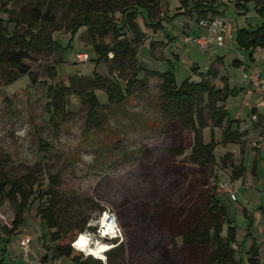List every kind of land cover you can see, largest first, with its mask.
<instances>
[{"label": "rangeland", "instance_id": "374dc122", "mask_svg": "<svg viewBox=\"0 0 264 264\" xmlns=\"http://www.w3.org/2000/svg\"><path fill=\"white\" fill-rule=\"evenodd\" d=\"M92 1L100 7L104 2L64 0L56 14L58 29L51 33L61 50L29 52L26 65L30 75L7 84L4 78L14 69L4 67L0 71V172L22 185L25 192L31 186L35 191V197L29 199L30 208L25 211L23 225L9 237L8 248L1 242L5 237L4 232L1 233L0 254L6 250L3 264H23L17 257L23 256L20 242L24 235L33 240L31 264H74L65 258L52 261L50 231L36 214L39 199L44 200L48 190L54 192L53 212L60 226L72 218L79 226L86 220L85 229L76 238L86 235L92 244L100 242L105 252L100 256L81 254L99 259L102 264H205L207 251L184 246L182 234L201 216L207 195L215 194L228 208L230 221L237 228L236 242L232 245L235 256L246 264L250 242L244 240L248 221L241 211L246 208L249 215L257 219V212L261 213L263 207L256 199L258 191L244 183L242 187L253 190L252 195L247 196L250 202H245L246 190L237 193L238 202L230 200L222 184H228L235 196L239 186L232 180L231 169L221 165V159L230 153L226 162L233 163V168L244 166V163L248 167L251 150L264 142V94L252 92L249 83L241 81L244 72L264 74V48L255 47L250 59V50L236 40L241 30L250 32L263 22L264 16L256 9L264 4V0L244 2V13H237L236 0H219L218 11L231 21L234 39L228 45H214L206 52L185 41L186 37L192 39L201 32L195 22L196 12L193 9L187 12L181 7L182 0H157L158 7L149 18L142 9L136 23L143 39L136 47L134 66L123 72L124 78L129 79L136 68L142 66L136 76L141 81L132 89L131 95L117 105L108 103L103 90H96L101 105L96 127L86 125L87 108L80 105L78 95L70 94L65 108L70 114L54 128L47 109V87L60 82L69 86L72 80L77 89H84L82 78L92 77L94 72L113 78L106 63L97 60L86 28L68 31L70 22L75 19L77 5ZM135 1L115 0L110 17L118 22L124 20L119 8ZM43 2L45 0H16L12 5L9 0H0V7L13 11L12 14L0 13L3 25L13 18L22 22L34 7L44 6ZM150 22L156 25L152 27ZM8 30L21 35L25 31L22 23L15 27L12 22L8 23ZM124 32L133 38L129 31ZM20 46V42L15 43V48ZM2 49L0 40V52ZM81 53H86L89 60L79 61L77 54ZM111 57L110 54L108 58ZM239 59L242 64L234 65L233 61ZM210 68L216 71L217 87L224 77L226 87L234 91L225 102L228 117L237 118L241 107L249 101L259 109L262 126L261 130L260 126L256 127L258 116L253 113L254 109H245L239 116L242 121H233V126L248 127L245 155L240 153L243 146L240 143L218 145L214 149L215 163L207 171H201L190 165L185 157L189 153L190 133L163 120L159 109L161 81L147 73L170 71L179 85L186 79L201 81L202 74ZM119 81L124 85V81ZM209 82L214 80L210 78ZM253 115L257 116L255 120L251 118ZM254 130H259L257 138ZM214 133L221 140V130L215 129ZM202 135L204 143H208L210 128L204 129ZM39 138L50 145V151H40ZM179 148L184 150V156L171 154ZM259 176L264 178L262 170ZM50 177L57 179L55 185L50 182ZM18 204L12 195L7 196L0 203V212L12 218L18 211ZM104 214L114 220L116 238L100 236L99 220ZM259 225L260 220L252 226L258 241L261 240L257 231ZM226 228L223 227L222 236L226 235ZM45 257L48 261L44 263Z\"/></svg>", "mask_w": 264, "mask_h": 264}, {"label": "trees", "instance_id": "16d2710c", "mask_svg": "<svg viewBox=\"0 0 264 264\" xmlns=\"http://www.w3.org/2000/svg\"><path fill=\"white\" fill-rule=\"evenodd\" d=\"M15 1L9 0L12 5ZM246 1L249 0L235 1L237 13L245 12L244 2ZM251 1L256 3V0ZM114 2L115 0H104L101 6L102 9L96 1L82 6L77 5L75 19L70 22L68 31H75L80 27L86 28L89 43L97 54V60L106 63L109 73L113 74V78L94 72L92 77L82 78L85 83L84 89H77L72 80H70L69 86L60 82L47 87V99L49 100L47 109L50 113V122L54 128H56L58 121L65 119L70 114L69 111L65 110L68 106L70 94L78 95L80 105L87 108L86 125L97 127L101 105L98 103L95 91L98 89L103 90L107 95L108 103L118 105L127 100L132 89L141 81L137 80L136 76L142 66L136 68L135 74L129 79L124 78L123 72L134 66L137 58L136 47L140 45L143 39L136 23V17L142 9H145L149 18L152 11L158 7L157 0H136L131 5L123 4L118 11L121 10V16L124 20L120 19L119 22L110 17ZM218 2L219 0H196L195 2L193 0H182L181 7H184L187 12L193 9L197 16L195 22L198 23L201 19L221 16L220 11H218ZM43 3L44 6L42 7H34L22 22L13 18V20L6 21L4 26V20L0 18V40L3 43V49L0 52V71L4 67L14 69L10 76L4 78L7 84L14 82L21 76L30 75L29 68L26 65V61L30 59L29 52L34 50L60 52L61 50L60 45L52 39L51 33L53 30L58 29L55 24L56 14L59 7L64 4V0H45ZM256 10L264 16V4ZM0 13L12 14L13 11L0 7ZM9 22L14 23L15 27L22 23L25 29L24 35L17 34L15 31L10 32L8 30ZM149 25L154 27L156 23L150 22ZM124 30L129 31L133 38L128 37ZM236 40L240 46L250 50L249 56L251 59V52L255 47L261 46L264 48V20L256 29L250 32L241 30ZM16 42H20L21 46L15 48ZM110 54L112 57L108 58ZM233 64L239 66L242 61L234 60ZM147 75H155L161 81L159 109L163 120L171 122L190 133L189 153L185 156L190 165L201 171H207L215 163L214 149L218 145L241 143L245 133L232 128L233 120L228 117L225 109V102L234 91H230L226 87L224 77L220 79V87H217L215 84L216 71L214 69L210 68L205 74H202L204 78L201 81L192 82L186 79L179 85L170 71L164 73L148 72ZM210 78L214 80L213 83L209 82ZM119 79L124 81V85L120 83ZM32 83H35V81L32 80ZM206 128H210L208 143H204L202 135V131ZM215 129L221 130V140H218L215 136ZM38 140L40 151H50L49 144H46L40 138ZM171 154L176 157L185 155L182 148L172 150ZM230 155V153H227L222 157L221 165L230 168L232 179L237 180L243 175L245 169L244 166L233 168V163L228 164L226 161H228ZM49 180L53 185L57 183L56 178L50 177ZM53 193L51 190L44 193L47 197L44 200L39 199L36 212L50 231V242L53 244L52 261L56 258H65L74 264H102L99 259L82 256L81 252L72 246L73 240L83 232L87 222L84 220L79 226L77 220L72 218L70 222L60 226L53 212ZM10 195L15 200L17 199L19 204L18 211L12 217L10 227L3 226L0 229V237L2 232L5 234L1 242L6 245L10 235L23 225L25 211L30 208L29 199L35 197V191L31 186L29 191L25 192L22 185L9 180L2 171L0 172V203ZM244 215L248 220L245 234V238L248 239L251 238L253 219L246 212H244ZM224 226H227L226 235L222 236ZM235 242L236 228L230 221L228 208L217 195H207L201 216L190 230L182 234L183 245L207 251L204 256L205 264H241V261L236 258L235 250L232 247ZM247 254L249 256L247 264H258V246L254 241ZM47 261L48 259L45 257L43 262Z\"/></svg>", "mask_w": 264, "mask_h": 264}, {"label": "built area", "instance_id": "2783aa9c", "mask_svg": "<svg viewBox=\"0 0 264 264\" xmlns=\"http://www.w3.org/2000/svg\"><path fill=\"white\" fill-rule=\"evenodd\" d=\"M198 28L201 30V33L194 38L186 37L185 41L187 43H193L195 46H197L201 51H208L212 46L214 45H228L230 44L233 39V27L232 23L229 19L223 17V16H217L211 19H201L197 23ZM77 59L81 62L88 61V55L86 53L77 54ZM241 81L248 82L250 89L252 92L256 93H263L264 94V74L261 72H244ZM257 117L256 115L252 116V119L255 120ZM222 189L224 192L228 193L230 199L232 201H235V195L234 191L230 188L228 184H222ZM232 187V186H231ZM11 220L6 213L0 212V229L5 227H10ZM114 224V220H111ZM116 228V225H114ZM117 229V228H116ZM118 231V230H117ZM104 233V227L100 226V232L102 238L111 237V239L116 238V231L114 236H110L103 234ZM32 238L29 235H25L21 242L22 247V254H23V260L29 264H31L33 261L30 259L34 257V253L31 251V245ZM73 247L75 248L74 244ZM76 249V248H75Z\"/></svg>", "mask_w": 264, "mask_h": 264}, {"label": "crops", "instance_id": "0c3cea01", "mask_svg": "<svg viewBox=\"0 0 264 264\" xmlns=\"http://www.w3.org/2000/svg\"><path fill=\"white\" fill-rule=\"evenodd\" d=\"M200 32H201V30H200ZM233 42V41H232ZM231 42V43H232ZM240 60V59H239ZM250 108V111H251V109H254V111H253V113L254 114H256L257 116H258V124H256V127L257 128H259V126L262 124V116H261V114H260V112H259V109L256 107V106H252L251 104H250V102L249 101H247L246 103H245V105H243L242 107H241V109L239 110V113L237 114V118H235V119H233V121L234 122H239V121H242L241 119H240V115L242 114V112L245 110V109H247V108ZM252 118V117H251ZM232 120V119H231ZM262 126V125H261ZM261 126H260V128H259V130H261ZM232 128L233 129H238L239 130V132H244L245 133V136L241 139L242 141H241V145H243V146H241V151H240V153L241 154H243L244 153V155H245V151H244V147L246 146V141H247V136H248V133H249V131H248V127H244V129H242L241 128V126L239 127H236V126H233L232 125ZM259 130H254L256 133L255 134H257L258 133V131ZM264 134V133H263ZM262 134V135H263ZM260 136V135H259ZM258 137V134H257V136H256V138ZM263 151H264V142H262L261 144H259L258 146H256L255 148H253L252 150H251V159H250V163H249V166L247 167V166H245V163H244V169H245V171H244V173H243V175L239 178V179H237V180H233L234 181V183H235V185H238L239 186V189L237 190V192H236V196H235V201H233V202H238V198H237V196H238V194L237 193H239V191L241 192V191H243V190H246V192L244 193V194H246V193H248V194H246V197H245V202H250L249 200H250V198L248 199L247 198V196L249 195V194H251V192H253V190H248L247 188H244V187H242L241 186V184L242 183H244V184H247V185H249V186H253L254 187V189H256L257 191H258V195H257V197H256V199H257V201H258V203L263 207V211H260L261 213H259V212H257L258 213V218L256 219L255 218V216L254 215H249L250 214V212H249V210H247L246 208H243L242 209V211H241V214L243 215V217L247 220V217H245V215H244V212H246L247 213V215L248 216H251L252 217V219H253V223H255V224H258V220H260V224L261 225H259L260 226V228H257V231H258V234H259V236L258 237H260V239L261 240H259L258 241V239L254 236V228L252 227V229H251V238H248V239H246L245 238V234H244V240L246 241V242H250V246L252 245V242L254 241L255 242V244L258 246V257H257V261H258V264H264V261H262V255H264V250H262V248L264 247V245H262V242H264V178H259L260 176H259V174H260V171L262 170V172H263V176H264V158H262V156L264 157V155H263ZM252 154H253V156H252ZM253 159V161L252 162H254L253 163V165L251 164L252 162H251V160ZM251 165V166H250ZM240 184V185H239ZM252 195V194H251ZM249 197V196H248ZM231 200V199H230ZM232 201V200H231ZM244 202V201H243ZM239 204H241V203H239ZM244 206H246V204H243ZM228 213H229V211H228ZM230 217V216H229ZM248 221V220H247ZM233 225V224H232ZM234 226V225H233ZM235 227V226H234ZM247 227H248V225H247ZM247 227H246V230H247ZM236 228V227H235ZM256 228V227H255ZM236 231H237V228H236ZM237 234V233H236ZM25 236V235H24ZM23 236V237H24ZM23 239V238H22ZM22 239H21V242H22ZM33 241V240H32ZM21 242H20V248H21V252H22V247H21ZM6 245V244H5ZM8 245V244H7ZM6 245V246H7ZM249 246V247H250ZM7 248H8V246H7ZM249 249V248H248ZM8 250V249H7ZM6 250L4 249V251H1V254H0V264H3L4 263V259H3V256H5V254H6V252H5ZM248 251V250H247ZM247 256H248V254H247ZM249 257V256H248ZM17 259H19L20 261H21V263H23V264H29V263H27V262H25L24 260H23V257L21 256V257H17ZM241 261V264H243V262H242V260H240ZM246 264H247V261H246Z\"/></svg>", "mask_w": 264, "mask_h": 264}, {"label": "bare ground", "instance_id": "6f19581e", "mask_svg": "<svg viewBox=\"0 0 264 264\" xmlns=\"http://www.w3.org/2000/svg\"><path fill=\"white\" fill-rule=\"evenodd\" d=\"M99 223L104 227V234L114 236L115 229L114 224L111 221L110 217L106 214L99 220ZM75 248L83 253L90 255H99L103 254L105 250H103V245L100 242L91 243V240L88 236L81 234L74 243Z\"/></svg>", "mask_w": 264, "mask_h": 264}]
</instances>
